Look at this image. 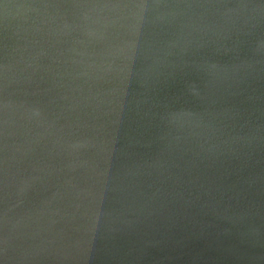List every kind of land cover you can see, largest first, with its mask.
Wrapping results in <instances>:
<instances>
[{
    "label": "water",
    "instance_id": "water-1",
    "mask_svg": "<svg viewBox=\"0 0 264 264\" xmlns=\"http://www.w3.org/2000/svg\"><path fill=\"white\" fill-rule=\"evenodd\" d=\"M0 264H264V0H0Z\"/></svg>",
    "mask_w": 264,
    "mask_h": 264
}]
</instances>
